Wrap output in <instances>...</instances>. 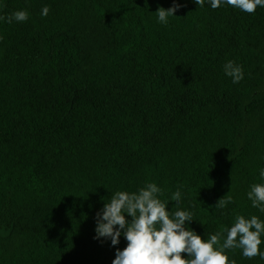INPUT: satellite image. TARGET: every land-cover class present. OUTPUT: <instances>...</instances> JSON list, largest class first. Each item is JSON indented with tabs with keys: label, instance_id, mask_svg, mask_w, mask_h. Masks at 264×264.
<instances>
[{
	"label": "trees",
	"instance_id": "trees-1",
	"mask_svg": "<svg viewBox=\"0 0 264 264\" xmlns=\"http://www.w3.org/2000/svg\"><path fill=\"white\" fill-rule=\"evenodd\" d=\"M16 11L27 21L9 23ZM0 17V264H112L127 241L95 239L97 213L148 183L205 240L223 244L239 215L264 222L248 198L264 184V7L0 0Z\"/></svg>",
	"mask_w": 264,
	"mask_h": 264
},
{
	"label": "clouds",
	"instance_id": "clouds-1",
	"mask_svg": "<svg viewBox=\"0 0 264 264\" xmlns=\"http://www.w3.org/2000/svg\"><path fill=\"white\" fill-rule=\"evenodd\" d=\"M202 7L204 0H194ZM147 3V0H146ZM222 3L237 8L242 12L254 14L258 7H264V0H210L213 9L219 8ZM180 5L175 4L165 10L159 8L155 15L159 22L167 24L169 16H175ZM49 7L42 9V15L47 16ZM0 19H4L0 17ZM25 22L28 19L26 11H16L7 18ZM224 72L232 78V82L239 83L244 78L242 66L234 61L224 65ZM260 176L264 178V170ZM163 190L155 183H148L138 192L129 193L118 191L111 195L110 202L105 203L97 213V227L95 239H110L112 246L120 243L121 235L127 241L123 250L117 249L116 258L112 264H236L229 261L225 250L240 248L243 256L249 259L260 256L261 236L264 235V222L252 216L246 219L239 215L230 229H226V239L221 244L222 233L211 235L203 239L194 230L186 227V222L193 221V213L184 210L168 211V204L162 202L158 195ZM252 206L264 212V184H254L248 193ZM178 208L181 201V192L176 191L171 198ZM231 202L230 193L221 198L216 207L223 208ZM131 217V221L127 219ZM188 258H184L183 254Z\"/></svg>",
	"mask_w": 264,
	"mask_h": 264
}]
</instances>
